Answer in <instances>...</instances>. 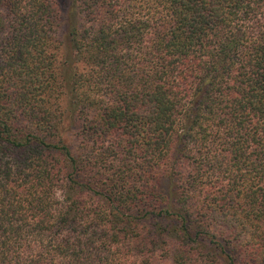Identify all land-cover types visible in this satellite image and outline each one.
I'll return each instance as SVG.
<instances>
[{
	"label": "trees",
	"instance_id": "trees-1",
	"mask_svg": "<svg viewBox=\"0 0 264 264\" xmlns=\"http://www.w3.org/2000/svg\"><path fill=\"white\" fill-rule=\"evenodd\" d=\"M0 264H264V0H0Z\"/></svg>",
	"mask_w": 264,
	"mask_h": 264
}]
</instances>
